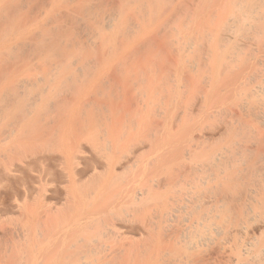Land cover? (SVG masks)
Wrapping results in <instances>:
<instances>
[{"label": "bare ground", "instance_id": "bare-ground-1", "mask_svg": "<svg viewBox=\"0 0 264 264\" xmlns=\"http://www.w3.org/2000/svg\"><path fill=\"white\" fill-rule=\"evenodd\" d=\"M0 264H264V0H0Z\"/></svg>", "mask_w": 264, "mask_h": 264}]
</instances>
